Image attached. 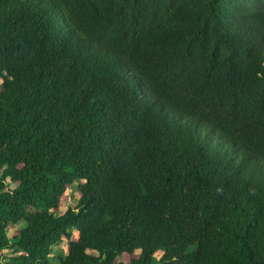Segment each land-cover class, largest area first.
<instances>
[{"label":"trees","instance_id":"trees-1","mask_svg":"<svg viewBox=\"0 0 264 264\" xmlns=\"http://www.w3.org/2000/svg\"><path fill=\"white\" fill-rule=\"evenodd\" d=\"M0 264H264V0H0Z\"/></svg>","mask_w":264,"mask_h":264},{"label":"rangeland","instance_id":"rangeland-1","mask_svg":"<svg viewBox=\"0 0 264 264\" xmlns=\"http://www.w3.org/2000/svg\"><path fill=\"white\" fill-rule=\"evenodd\" d=\"M70 192L73 193L74 190L70 189ZM77 197H78L77 191H75L72 195L61 197L60 206L57 210V213H62L65 210V208L67 207V204L74 203L73 201H75ZM15 229H16L15 227L11 228L9 230V234L10 235L13 234V232H15ZM65 245H66V239H64L62 241V243L55 248L54 254H59V253L64 254L66 252V246ZM157 255H159V252H157ZM122 259L126 260L127 258L124 255V256H122Z\"/></svg>","mask_w":264,"mask_h":264}]
</instances>
